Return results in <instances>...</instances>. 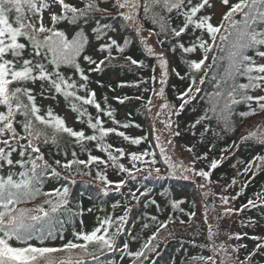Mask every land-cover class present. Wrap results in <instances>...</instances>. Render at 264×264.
I'll return each instance as SVG.
<instances>
[{
	"label": "trees",
	"instance_id": "16d2710c",
	"mask_svg": "<svg viewBox=\"0 0 264 264\" xmlns=\"http://www.w3.org/2000/svg\"><path fill=\"white\" fill-rule=\"evenodd\" d=\"M117 2L118 0H99V7L107 9L106 12L92 14L86 23L83 19L78 24L60 21L56 27L64 31L69 39L75 36L78 31H82L87 37V44L82 56H92L97 64L89 65L82 57L79 62L84 67L86 74L89 75V89L95 90L97 102L101 104L105 112L109 110L113 112L112 117L101 115L104 126L115 127L129 138L145 137L146 139L137 145L131 143V139H125L116 134L106 137L105 142L113 145L111 151L117 155L118 163L128 168L129 172L121 171L110 160L108 164L93 162L88 166L74 165L71 173L53 165L59 175L50 174L42 177V183L39 185L40 191L49 193L53 189L67 186L69 188V204L55 214L51 225V237L41 240L37 239V234L34 233V238L29 242L35 246L57 248L69 241L83 243L82 239H77L76 233L91 232L106 217L113 218L116 223H119L117 218L125 216L122 232L117 237L116 249L111 252L106 251L103 255L98 254L99 264H132L133 258L123 250V245L125 243L129 245L128 251L139 250L156 232L160 223L166 224L167 227L159 230V236L154 241L158 247L155 252L149 254V259L144 264H189L192 257L209 256L208 249L203 247L208 241V233L204 220L198 215L199 203L196 187L190 179L182 176H152L148 172L149 169L165 167L151 134L148 112L149 101L156 89L158 57L148 55L135 26L120 15L121 12H124L123 10L127 11V9L117 8ZM143 2L144 0H141V4ZM197 2L198 0H193V3ZM216 2L222 3L221 0H209L211 6H206L197 16L211 15V23L218 25L223 15L220 20L214 18L212 11ZM236 2L237 0H229L225 12L228 11L231 4ZM76 6L83 7L82 0H79ZM155 11L160 10L156 9ZM167 15L171 17L170 27L178 29L182 26V17H178L175 11ZM138 17L145 28L155 34L159 45L165 52V58L168 60L165 94L167 100L176 109L175 119L179 138L186 143L190 140L187 146L198 160L199 167L203 171L210 172L211 177L220 185H239V193L235 201L238 210L242 208L243 210L238 211L237 214L236 234H239V238H235V255L244 260L249 253H253L252 264H264V249L257 250L258 241L252 239V237L258 236L261 237L260 242H264V203L257 201L255 207H244L249 199H255V193L264 192V166L259 169L253 167L250 172H244L248 161L258 155H264V144L255 139H242L248 135H242L240 131L250 116L262 115L263 122L257 128L256 133L258 135L264 133V111H260L255 102H252L251 108H257V111L248 116H241V112L250 110L248 103L241 102L233 106V115L229 118L228 127L225 126L223 120H218L211 112L208 115L212 119L201 120L197 124L196 121L205 114L211 103L215 102V98L211 94L217 91L216 83L219 81V77L224 74V69L227 66L226 59H221V57H226L227 52L220 51V47L227 48L226 42L217 39L216 44L220 47L214 48L208 53L207 67L196 73L189 69L185 61L201 59L203 49L197 48L193 53H184L179 45L191 46L196 36H202L211 44L206 32L189 26L185 33L176 37L171 32L161 33L160 26L153 24L145 16L143 7L139 10ZM235 19H241L240 14H237ZM48 24L50 25V21ZM94 29L99 30V37ZM112 39L125 48L124 53H119L113 46L111 52L116 59L99 64V61L104 60L108 55V50H100L101 45L110 44ZM124 41H128V43L125 44ZM259 50L264 51V47ZM256 51L252 49L247 54L253 56L258 63H263L262 58L256 55ZM127 56L142 60L143 66L131 65L125 59ZM213 57L217 58L215 62ZM90 67H98L99 70L89 72ZM61 71L66 76L73 75L71 68L62 66ZM193 76L197 81L195 85L192 84ZM201 76L204 77L203 84L199 83ZM75 78L79 80L78 75ZM237 83H247L246 77H238ZM27 87L34 90L33 94L36 96V103L41 108L42 115L51 107L54 114L65 119L67 126L73 127L74 130H84L88 135L92 134V130L86 123L87 117L78 121L77 113L71 110L69 102L62 95L50 94L47 91V85H45L44 95L41 96L39 94L42 91L40 82L35 85L29 83ZM190 87H198L201 91L198 93L193 91L191 93L193 98L184 96L183 94ZM263 90L257 89L248 94L264 95ZM80 94H84L83 89L80 90ZM124 97L128 99L125 100ZM185 100H187L186 103ZM181 103H184L183 109L179 107ZM220 106H222V101L218 107ZM86 107L87 112L93 117L98 115V110L94 106ZM0 110H4L2 106H0ZM21 119L23 117H17V120ZM115 121H119V124H116ZM124 125L128 126L124 127ZM17 130L21 131L19 125H17ZM85 146L89 151H82L79 145L71 143L65 136L59 149L55 145L46 144L41 146V151L49 163L56 159H60L62 162L72 159L71 152L73 150L77 153V158L81 160H87L89 153L100 156L104 160L109 159L108 153L97 147L96 142L86 141ZM116 148L124 149L125 155L120 157L115 152ZM144 151L155 154V163H151L153 157L149 155L143 158L148 163L136 161V165L132 167L134 162L131 160L130 153ZM65 152L68 154L65 155ZM13 158H17L16 153L13 154ZM213 160L219 161L215 169L210 167ZM22 170L19 166L11 169L16 173ZM77 170L84 174L76 175ZM8 171L7 167L0 169V175L6 176ZM99 173L105 174L108 178L112 176L111 174H115L119 178L118 181L124 180L125 183L119 189H116L115 184L109 185L108 190L104 191L105 182L98 178ZM14 179H19V177L14 176ZM233 180H235V184L232 183ZM47 198L49 197L38 195L17 207L33 208L43 204ZM44 206L48 207V205ZM192 212L195 213L194 217L189 215ZM152 217H156V219L153 220ZM113 230L110 229V231ZM10 243L17 247L24 246L15 238ZM94 247V245H90L89 251ZM237 249L238 251H236ZM73 251L79 252L80 250ZM53 255L57 259L68 260V253L65 252ZM72 259L75 260L77 257L73 256ZM82 259L84 264H97V261L89 256H83Z\"/></svg>",
	"mask_w": 264,
	"mask_h": 264
},
{
	"label": "snow or ice",
	"instance_id": "6c2138e0",
	"mask_svg": "<svg viewBox=\"0 0 264 264\" xmlns=\"http://www.w3.org/2000/svg\"><path fill=\"white\" fill-rule=\"evenodd\" d=\"M83 7H77L66 0H0V169L7 167L9 169L6 176L0 175V264H84L83 256H89L99 264V255L104 252L114 251L117 247V237L121 234L125 222V216L118 217L119 223L113 218L106 217L91 232L76 233L78 240L82 239L83 243H73L69 241L62 247L35 246L29 241L36 233L37 239H45L52 236L51 225L55 214L61 211L69 204V188L53 189L52 192L42 193L39 185L42 183V177L46 175H59L56 171L58 166L71 173L74 165H92L108 164L109 160L115 164L121 171L129 172L123 164L118 163L117 155H114L111 149L112 144L106 143V137L110 134H116L125 139H131V143L140 144L145 137L129 138L122 131L115 127H105L101 115L112 117L111 110L105 112L101 104L96 100L95 90L89 89V75L86 74L84 67L80 64V58L87 61L89 65L97 64V61L90 55H83L87 37L82 31H78L75 36L69 39L68 35L59 30L56 25L60 21H68L72 24H78L81 19L86 23L88 18L96 12H106L107 9L99 7V0H82ZM228 6L229 0H221ZM206 6H211L209 0H118L116 7L127 9L120 15L125 19L133 21L139 31L138 13L141 7L146 17L153 24L160 26L161 33L171 32L176 37L185 33L189 26L206 32L211 40H204L202 36H196L191 46L180 44L179 47L184 53H193L197 48L203 49V57L199 60H186L185 63L193 72L203 71L206 61L209 59L208 53L214 48L220 47L216 44L217 39L226 42L227 48L220 47V51L227 52V66L224 74L219 77L216 83L217 91L211 94L215 102L211 103L205 114L196 121L212 119L208 115L211 112L218 120H223L226 127L229 126V118L233 115V106L241 102L249 104L248 112H241V116L254 114L257 108L264 111V95H250V91L264 89V63H258L253 56L247 54L249 50L255 49L256 55L264 58V51L259 48L264 47V0H237L236 3L228 7V11L223 14L222 20L218 25L211 23V15L197 16ZM59 8V11L56 9ZM159 9L160 11H155ZM47 10L50 25L45 22L44 13ZM175 11L178 17H182V26L178 29L170 27L171 14ZM30 14V15H29ZM240 14L241 19H235ZM106 27V26H105ZM223 30V31H222ZM99 37V30L94 29ZM227 33V34H225ZM125 44L128 41H124ZM163 43V41H162ZM115 46L119 53H124L125 48L112 39L110 44L101 45L100 50H108V55L99 64L105 61L111 62L116 59L112 55L111 49ZM148 55H155L154 50L144 45ZM131 65L143 66L142 60H137L131 56L125 57ZM160 65L164 69L163 76H167L168 60L163 53L159 54ZM213 61L217 59L212 58ZM62 66L73 70L72 76H66L61 71ZM99 68L90 67L89 72L98 71ZM78 75L79 80L75 77ZM179 75V73H177ZM238 77H246L247 83H237ZM192 84L197 83L195 76L192 78ZM40 82L42 91L47 85V91L62 95L70 105L71 110L77 113V120H83L87 117L86 123L92 130L88 135L84 130H74L73 127L67 126L66 121L60 115L54 114L49 107L45 114H41V108L36 103V96L33 89L27 87L29 83L35 85ZM163 82V81H162ZM200 84L204 83V77L201 76ZM83 89L84 94H80ZM163 88L160 95H163ZM200 92L198 87L189 88L183 95L189 98L191 93ZM119 99V98H118ZM123 99H128L124 97ZM222 106L218 107V105ZM187 100H185V103ZM252 102H255L257 108H251ZM149 103H151L149 101ZM86 106H94L98 110V115L93 117L87 112ZM168 107V105H165ZM181 109L184 103L179 106ZM21 116L23 119L17 120ZM119 124V121H115ZM17 125L21 131L17 130ZM128 125H124L127 127ZM67 136L73 144L79 145L82 151H89L85 142H96V146L108 153V160L102 159L97 155H91L87 160L77 158V153L71 152L72 159L62 162L56 159L49 163L45 159L41 146L46 144L55 145L58 149L62 139ZM157 139H159L157 137ZM244 140L255 139L264 144V133L257 134L251 132ZM19 149V151H17ZM190 150V149H189ZM161 153L165 149L161 147ZM115 152L120 157L125 155L124 149L116 148ZM17 158H13V154ZM68 153L65 152V155ZM151 155V163H155V154L148 151L142 153H130L131 160L144 161V157ZM165 163H168L172 169L177 165L170 161V158L164 156ZM219 161L213 160L210 167L215 169ZM19 166L22 171L12 172L13 167ZM264 166V155H258L248 161L244 172L248 173L253 167L259 169ZM183 171L189 169L179 166ZM153 169H149L151 172ZM139 171V169H137ZM154 171L159 174L160 169ZM194 171V169H193ZM76 175H82L77 170ZM198 175L204 178L210 177V172L201 170ZM18 176L19 179H14ZM98 178L105 182L104 191L108 186L115 183L116 189L122 187L124 180L113 182L107 179L103 173L98 174ZM74 182V181H73ZM235 184V180L232 182ZM203 187V185H201ZM53 193L55 196L53 197ZM38 195L49 197L44 200L43 204L36 205L33 208L17 207V205L34 199ZM255 199H249L244 207L256 206V202L264 203V192L255 193ZM224 203H228L227 197H221ZM155 203V201H153ZM178 203V202H174ZM44 205H48L46 208ZM207 207V206H206ZM242 209L227 208L224 215L233 211H242ZM195 216V213H189ZM153 220L156 217H152ZM205 222H207V212L205 213ZM183 223V221H182ZM47 226V227H46ZM148 227V225H145ZM167 225L160 223L156 232L142 245L137 251H128L129 245L125 243L123 250L127 251L128 256L132 257V264H144L149 259V254L156 251L158 244L154 243L159 236V230L166 228ZM110 229H114L110 231ZM171 235V233H169ZM216 235L213 232L211 224H208L209 244L203 245L210 248L213 253L221 251L224 253V259L220 264H252L253 253H249L244 260L238 255L229 253L228 248L223 244L217 246L212 240ZM237 239L239 234H236ZM15 238L24 246H13L10 241ZM258 241L256 249H264V242L261 237H252ZM90 245L95 247L89 251ZM79 249V252L73 250ZM238 251V249L236 250ZM65 252L68 253V260L57 259L53 254ZM99 254V255H98ZM77 259L73 260L72 257ZM216 264L215 256H197L192 257L189 264Z\"/></svg>",
	"mask_w": 264,
	"mask_h": 264
},
{
	"label": "rangeland",
	"instance_id": "374dc122",
	"mask_svg": "<svg viewBox=\"0 0 264 264\" xmlns=\"http://www.w3.org/2000/svg\"><path fill=\"white\" fill-rule=\"evenodd\" d=\"M66 2L77 5L79 0H66ZM226 8L227 6L223 3L216 2L212 11L214 18L220 20ZM56 11H59V8H57ZM123 11L126 12L125 10ZM44 19L46 23L49 22L47 10L44 13ZM129 22L135 26L143 44L150 46L154 50L155 55L158 57L156 68V89L152 94L150 101L151 103H149L148 106V112L151 123V134L157 147V151L159 152L165 164V167L160 169L159 174H157L154 170L151 172L148 170V172L152 174V176L173 175L190 179L196 187V194L198 196L199 203L198 215L204 220L207 233L208 224H211L213 232L216 233V235L212 237V240L215 242V244L217 246L223 244L226 248H228L229 253L235 254L238 211H233L228 215H224V210L227 208L238 210L235 200L237 194L239 193V185L235 184L233 186H222L216 180H214L211 175L209 178H204L198 175L202 169L198 165V160L187 146V143L189 144L190 140H188L186 143L181 138H179L178 125L175 119L176 109L166 98L165 87L167 83V76H163L164 69L161 67L159 59V54L163 53L165 57V52L159 45L155 34L152 31L146 29L140 20L139 31L137 30L138 26L134 24L133 21L129 20ZM262 62L264 63V58H262ZM161 88L164 90L163 95H160ZM165 105H168V107H165ZM262 117V115L250 116L247 123L240 130L242 135H248L251 132H256L259 125L261 126L263 122ZM157 137L159 139H157ZM161 147L165 149L163 154L160 151ZM165 155L170 158L172 163L177 165L175 170L172 169L168 163H165ZM135 165L136 163H134L132 167ZM180 165H183V168L189 169V171H183L179 167ZM111 175L112 176H109L110 178L107 176L110 181L119 180L115 174ZM201 185H203V187H201ZM221 197H227L228 203H224ZM206 212L207 222H205ZM206 244H209V239ZM207 249L209 256L214 255L216 264H220V262L224 259V253L221 251L213 253L210 248Z\"/></svg>",
	"mask_w": 264,
	"mask_h": 264
}]
</instances>
